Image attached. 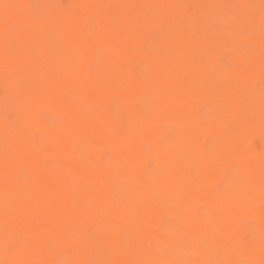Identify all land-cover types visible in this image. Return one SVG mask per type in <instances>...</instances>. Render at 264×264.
Wrapping results in <instances>:
<instances>
[{
  "label": "bare ground",
  "instance_id": "6f19581e",
  "mask_svg": "<svg viewBox=\"0 0 264 264\" xmlns=\"http://www.w3.org/2000/svg\"><path fill=\"white\" fill-rule=\"evenodd\" d=\"M0 264H264V0H0Z\"/></svg>",
  "mask_w": 264,
  "mask_h": 264
}]
</instances>
